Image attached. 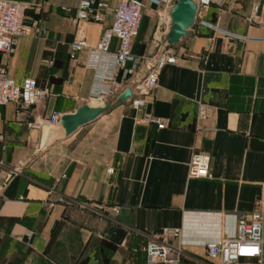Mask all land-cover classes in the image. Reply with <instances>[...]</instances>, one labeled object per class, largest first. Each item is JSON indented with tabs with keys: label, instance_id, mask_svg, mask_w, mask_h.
<instances>
[{
	"label": "crops",
	"instance_id": "1",
	"mask_svg": "<svg viewBox=\"0 0 264 264\" xmlns=\"http://www.w3.org/2000/svg\"><path fill=\"white\" fill-rule=\"evenodd\" d=\"M19 1L41 6L28 19L39 18L42 31L21 37L0 65L17 82L35 78L43 95L29 108L0 105V264H170L148 263L143 246L174 228L175 264H220L208 246L236 236L239 216L264 198V0L214 3L204 17L218 29L198 21L170 47L178 61L162 69L144 108L118 103L64 140L49 124L53 111L102 103L90 49L73 62L70 45L86 38L95 46L116 0L79 26L80 0ZM157 1L145 0L137 56L168 47L159 35L172 0ZM200 101L212 106L205 120ZM147 115L169 125L159 129ZM197 153L210 156L211 178L189 176Z\"/></svg>",
	"mask_w": 264,
	"mask_h": 264
},
{
	"label": "built area",
	"instance_id": "2",
	"mask_svg": "<svg viewBox=\"0 0 264 264\" xmlns=\"http://www.w3.org/2000/svg\"><path fill=\"white\" fill-rule=\"evenodd\" d=\"M158 2L157 0H149ZM200 5L199 22L217 30L218 26L207 20L204 13L217 2L222 0H197ZM110 6V0H80L74 24L90 22L101 18L104 11ZM145 0H116L112 24L105 28L95 46H89L86 38L75 39L70 45V60L78 61L79 53L85 48L90 49V62L97 67V86L95 97L98 102L112 98L127 84L137 72L142 63L150 66L147 76L136 88V94L131 106L142 109L147 105L146 95L158 86L159 76L167 64L178 61L176 52L170 48L154 55L137 56L132 51V44L139 34L143 16ZM30 11L40 12L41 6L19 0H0V55L11 56L16 51L18 40L21 37L39 35L41 26L39 18L28 19ZM118 40L115 49L112 48L113 39ZM52 65L53 62L49 61ZM43 91L37 80L26 77L17 82L9 75L6 67L0 65V105L8 103L19 104L24 108L35 105L42 97ZM212 112V106L204 101L198 103L197 116L199 120L207 119ZM61 113L53 111L49 117V124L56 126ZM146 120L159 129L166 128L169 120L147 115ZM2 162H0V168ZM110 173L113 172L109 168ZM190 177L211 178V158L208 154H194L189 163ZM51 206L55 203L51 202ZM82 208L101 207V204L79 202ZM179 228L165 230L149 236L143 250L148 263L167 262L175 264L177 261L170 257L172 247L170 237H178ZM208 255L212 260H220V264H239L242 258H255L256 264H264V198L257 208L241 214L238 218L237 233L232 238H224L212 246H208Z\"/></svg>",
	"mask_w": 264,
	"mask_h": 264
},
{
	"label": "water",
	"instance_id": "3",
	"mask_svg": "<svg viewBox=\"0 0 264 264\" xmlns=\"http://www.w3.org/2000/svg\"><path fill=\"white\" fill-rule=\"evenodd\" d=\"M199 12L200 5L197 0H172L167 10L165 29L159 35L162 42L166 46L172 47L189 37L198 24ZM149 71L150 66L144 62L129 79L126 86L114 97L98 105L83 103L73 112L61 114L57 123L61 140L73 136L81 128L97 121L116 104L131 102L136 94L137 86Z\"/></svg>",
	"mask_w": 264,
	"mask_h": 264
},
{
	"label": "rangeland",
	"instance_id": "4",
	"mask_svg": "<svg viewBox=\"0 0 264 264\" xmlns=\"http://www.w3.org/2000/svg\"><path fill=\"white\" fill-rule=\"evenodd\" d=\"M161 51H164V49H162ZM160 50H158V51H156L155 53H153V54H150V55H154V54H156V53H158V52H161Z\"/></svg>",
	"mask_w": 264,
	"mask_h": 264
}]
</instances>
